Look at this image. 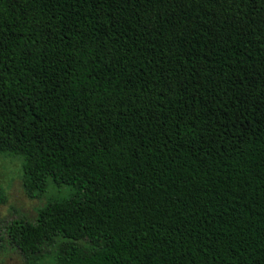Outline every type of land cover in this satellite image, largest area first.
Returning <instances> with one entry per match:
<instances>
[{"label":"trees","instance_id":"obj_1","mask_svg":"<svg viewBox=\"0 0 264 264\" xmlns=\"http://www.w3.org/2000/svg\"><path fill=\"white\" fill-rule=\"evenodd\" d=\"M0 153L25 264H264V0H0Z\"/></svg>","mask_w":264,"mask_h":264},{"label":"rangeland","instance_id":"obj_2","mask_svg":"<svg viewBox=\"0 0 264 264\" xmlns=\"http://www.w3.org/2000/svg\"><path fill=\"white\" fill-rule=\"evenodd\" d=\"M23 157L0 153V229L16 219L33 220L37 209L51 196L65 195L68 188L56 187L39 200L26 197L22 188ZM59 190L61 192H59ZM67 196V194L65 195ZM0 264H25L20 256L4 241H0ZM41 264H55L51 258Z\"/></svg>","mask_w":264,"mask_h":264}]
</instances>
